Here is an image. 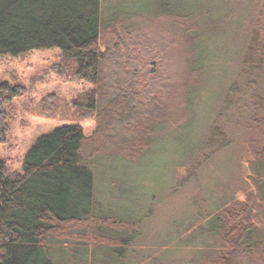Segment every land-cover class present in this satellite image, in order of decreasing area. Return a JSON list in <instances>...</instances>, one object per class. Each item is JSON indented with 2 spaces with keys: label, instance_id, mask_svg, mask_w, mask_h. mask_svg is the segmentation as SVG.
Instances as JSON below:
<instances>
[{
  "label": "trees",
  "instance_id": "16d2710c",
  "mask_svg": "<svg viewBox=\"0 0 264 264\" xmlns=\"http://www.w3.org/2000/svg\"><path fill=\"white\" fill-rule=\"evenodd\" d=\"M113 12L106 17L100 0H0V56L58 48L62 60L52 72L93 86L63 111L57 103L49 108L46 117L72 120L36 141L24 173L10 174L0 162V264H55V253L69 254L68 264H134L144 252L138 248L144 219L135 212L127 221L102 215L95 175L107 147L114 158L139 165L157 131L174 121L161 102L176 98L179 86L156 71L169 59L167 44L147 50L146 58L140 53L147 43L101 42L115 26L134 34L139 19L167 22L176 29V44L196 47L190 50L198 56L188 66L190 82L180 87L182 106L194 116L196 95H212L211 113L196 136L188 128L178 143L182 173L172 179L185 188L229 151L252 173L251 192L234 186L181 225L190 238L180 246L191 252L183 264H264V0H127V9ZM224 48L231 74L207 87V58L215 52L221 57ZM150 63L152 76L142 75ZM111 68L122 79L108 76ZM20 94L0 86L1 143L11 101ZM75 116L95 117L96 132L86 137ZM98 255L105 258L99 262Z\"/></svg>",
  "mask_w": 264,
  "mask_h": 264
},
{
  "label": "rangeland",
  "instance_id": "374dc122",
  "mask_svg": "<svg viewBox=\"0 0 264 264\" xmlns=\"http://www.w3.org/2000/svg\"><path fill=\"white\" fill-rule=\"evenodd\" d=\"M100 1L106 17L113 11L123 12L127 9V0ZM137 23L134 34L127 35V27L115 26L110 32H105L107 35L102 36L101 42L111 47L120 39L136 45L147 43L149 48L138 51L146 58L149 50V53H152L167 44V55L171 53L169 59L163 68L158 67L156 71H160L161 78L172 79V82L179 86L174 91L176 98L161 102L174 121L157 131L154 138L157 140L156 144L139 165H131L124 158H114L115 150L107 147L105 156L95 172L96 197L102 215H113L118 220L127 221V214L135 212L144 219V230L138 243V248L144 249V252L136 254L134 264H183L185 258L191 256V252L190 249L180 246L179 241L190 238L182 234L181 225L191 220L199 210L206 208L212 199H220L225 192L233 191L234 186L240 185L244 191L251 192L253 187L247 179L252 173L247 162L240 163L238 156L234 157V153L229 151L217 160L216 164H210L200 172L199 180L187 184L185 188L179 187L172 179L174 175L182 173L177 166L182 160L178 143L188 128L190 136H196V127L211 113L210 107L207 106L211 103L212 95H209L207 90H202L196 95V111L192 116L191 112L182 106L184 98L181 102L180 97H184V94H181L180 87L190 82L188 66L191 60L198 58L196 54L192 55L190 50L196 47L189 49L183 43L176 44V29L171 24H166L167 22L163 24L158 20L139 19ZM112 32L115 33L114 36L111 35ZM223 52L221 57L220 53L215 52L207 58L209 65L211 64L207 71V87H211L215 80L228 78L231 74L227 63L230 57L228 48H224ZM61 60V51L58 48L34 50L17 56H0V86L8 85L11 89H19L21 92L11 101L9 131L5 141L0 142V162L10 174L24 173L25 157L40 137L50 135L56 129L70 124L68 122L72 118L62 120L46 117L54 105L57 103L59 110L63 111L62 107H68L78 96L93 89L88 81L66 82L65 78L62 79L53 73L52 67ZM154 67L152 63L143 67L142 75L147 73L152 76L150 71L155 69ZM119 73L111 68L107 75L118 74V78H121ZM72 110L69 111L75 112ZM89 117L91 116H75L88 138L96 132L98 126L97 119ZM227 129L230 130L228 127ZM239 192L236 193L237 197L245 199V195ZM81 256L82 254L76 259ZM104 258V255L97 256L99 262ZM53 259L55 264H68L70 255L55 253Z\"/></svg>",
  "mask_w": 264,
  "mask_h": 264
}]
</instances>
